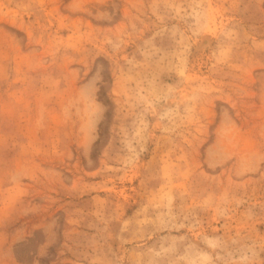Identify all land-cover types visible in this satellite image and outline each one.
Returning a JSON list of instances; mask_svg holds the SVG:
<instances>
[{"label":"rangeland","instance_id":"obj_1","mask_svg":"<svg viewBox=\"0 0 264 264\" xmlns=\"http://www.w3.org/2000/svg\"><path fill=\"white\" fill-rule=\"evenodd\" d=\"M0 264H264V0H0Z\"/></svg>","mask_w":264,"mask_h":264},{"label":"bare ground","instance_id":"obj_2","mask_svg":"<svg viewBox=\"0 0 264 264\" xmlns=\"http://www.w3.org/2000/svg\"><path fill=\"white\" fill-rule=\"evenodd\" d=\"M211 43V41L209 39H204L202 42V46H208Z\"/></svg>","mask_w":264,"mask_h":264}]
</instances>
